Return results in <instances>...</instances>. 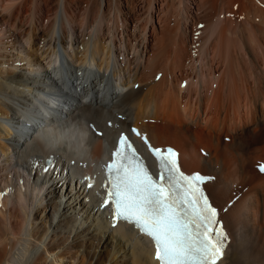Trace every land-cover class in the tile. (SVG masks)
<instances>
[{
	"label": "bare ground",
	"instance_id": "1",
	"mask_svg": "<svg viewBox=\"0 0 264 264\" xmlns=\"http://www.w3.org/2000/svg\"><path fill=\"white\" fill-rule=\"evenodd\" d=\"M118 114L213 174L218 264H264V0H0V264H159L91 168Z\"/></svg>",
	"mask_w": 264,
	"mask_h": 264
},
{
	"label": "snow or ice",
	"instance_id": "2",
	"mask_svg": "<svg viewBox=\"0 0 264 264\" xmlns=\"http://www.w3.org/2000/svg\"><path fill=\"white\" fill-rule=\"evenodd\" d=\"M119 144L123 151L115 152V163L108 166L115 217L142 229L163 264H215L224 244L215 231L216 209L199 188L202 177L179 172L171 149L167 154L153 149L160 169L154 179L127 137Z\"/></svg>",
	"mask_w": 264,
	"mask_h": 264
},
{
	"label": "rangeland",
	"instance_id": "3",
	"mask_svg": "<svg viewBox=\"0 0 264 264\" xmlns=\"http://www.w3.org/2000/svg\"><path fill=\"white\" fill-rule=\"evenodd\" d=\"M195 9H196V7H195ZM83 12H84V10H83ZM83 12H80V13H83ZM84 14V13H83ZM83 14H79V17H82L83 16Z\"/></svg>",
	"mask_w": 264,
	"mask_h": 264
}]
</instances>
